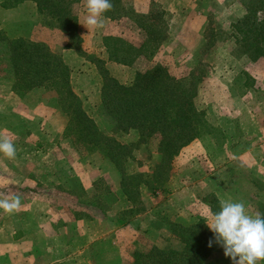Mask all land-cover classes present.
<instances>
[{
	"label": "rangeland",
	"instance_id": "374dc122",
	"mask_svg": "<svg viewBox=\"0 0 264 264\" xmlns=\"http://www.w3.org/2000/svg\"><path fill=\"white\" fill-rule=\"evenodd\" d=\"M255 1L111 0L114 7L105 13L104 27L92 30L83 25L85 0L72 5L81 52L104 62L107 74L118 83L129 84L136 71L160 65L182 86L194 88L203 131L169 163L157 151V137L141 140L134 130L110 132L112 121L98 110L102 78L95 64L66 49L67 38L52 18L36 11L33 20L0 29V53L1 39H20L42 44L57 56L84 115L96 130L125 146L129 155L116 165L98 151H85L64 132L67 117L59 108L63 91L44 86L16 96L11 76L0 66V102H7L0 104V135L12 139L19 161L25 150L28 161L54 174L64 172L46 185L33 184V176L26 179L20 165L5 157L4 168L11 173L1 168L0 195L20 196L22 208L13 214L0 210V219L30 221L29 206L35 207L36 195L47 194L52 221L64 228L101 221L102 237L84 248L86 262L131 264L135 249L176 247L171 224L188 226L200 219L206 225L209 209L219 210L212 200L215 205L221 200L243 201L250 213L264 214V33H247L252 17L245 20V11ZM254 20L263 24L264 12H255ZM146 28L153 39L144 33ZM103 36L129 46L131 53L124 59L130 65L106 61ZM62 50H69L71 57ZM122 180L130 181L124 185L129 197ZM4 245L0 264H20L12 244ZM203 264L232 261L220 251Z\"/></svg>",
	"mask_w": 264,
	"mask_h": 264
},
{
	"label": "trees",
	"instance_id": "16d2710c",
	"mask_svg": "<svg viewBox=\"0 0 264 264\" xmlns=\"http://www.w3.org/2000/svg\"><path fill=\"white\" fill-rule=\"evenodd\" d=\"M23 1L34 3L38 13H45L54 20L55 27L67 38L69 46L66 49H73L95 64L102 78L98 110L112 121V134L134 130L141 140L157 137V151L165 163H169L183 147L201 135L203 113L194 103L193 87L182 86L160 65L136 71L129 84H120L107 74L103 67L104 62L81 52L77 20L72 13V5L79 0H9L6 4L1 1L0 6L10 9ZM257 11L264 12V0L255 1L245 11V20L252 17L250 28L246 32H255V36L264 33V22L259 25L254 20ZM137 25L140 27L139 23ZM246 26L241 25L242 28ZM144 33L150 40L153 39L148 28ZM262 38L264 41V34ZM1 41L3 45L0 54L3 58L0 57V66L11 76L13 94L22 96L34 88L44 86L62 90L64 100L59 108L67 117L64 130L66 136L85 151H98L116 165L129 158L125 146L110 135L96 130L94 124L84 115L77 98L68 87L66 70L57 56L39 43L20 39ZM101 43L107 62H123L125 55L131 53L129 46L119 38L103 36ZM142 48L140 45L138 49ZM156 177L159 179L158 174ZM123 181L121 186L129 197L124 185L130 181ZM212 203L214 209H219L220 205H215L213 200ZM169 230L176 247L135 249L131 252V264H203L211 254L224 252L216 243L212 247L208 246L213 233L200 219L188 226L171 224Z\"/></svg>",
	"mask_w": 264,
	"mask_h": 264
},
{
	"label": "crops",
	"instance_id": "0c3cea01",
	"mask_svg": "<svg viewBox=\"0 0 264 264\" xmlns=\"http://www.w3.org/2000/svg\"><path fill=\"white\" fill-rule=\"evenodd\" d=\"M35 13L36 7L30 1H24L7 10L0 7V29H4L10 24L14 27L21 21H31L34 19ZM63 52L71 57L69 50H62V54ZM3 98L5 97L3 96ZM2 104L7 105V102ZM27 148H31L30 143ZM28 153L23 150L22 159L19 161L16 158L14 162L18 163V166L20 165V170L26 179H32L33 176L37 181L33 184L46 185V183L55 181L64 175L61 170L54 174V171L47 167L32 160L28 161ZM5 162V157L2 155L0 171L3 168L7 171L4 173H11L9 169L4 168ZM36 164L38 168L35 167ZM79 173L78 170L76 175L84 184L82 173ZM46 196L47 194L43 193L36 195L35 207L29 206L30 221L19 219L7 223L0 219V251L5 248L4 244L11 243L16 258L21 260L20 264H89L85 261L84 248L102 237L101 221L94 219L83 224H72L71 229L68 225H65L64 228L63 224L52 221L53 206Z\"/></svg>",
	"mask_w": 264,
	"mask_h": 264
},
{
	"label": "clouds",
	"instance_id": "9594fccd",
	"mask_svg": "<svg viewBox=\"0 0 264 264\" xmlns=\"http://www.w3.org/2000/svg\"><path fill=\"white\" fill-rule=\"evenodd\" d=\"M111 0H85L86 18L84 26L88 30L102 29L105 13L113 10ZM0 153L8 160H15L17 149L12 139L0 135ZM219 210L209 209L204 216L205 223L213 233L208 246H221L225 257L232 264H260L264 261V214L250 213L243 201L221 200ZM22 208L18 195H0V210L13 214Z\"/></svg>",
	"mask_w": 264,
	"mask_h": 264
}]
</instances>
